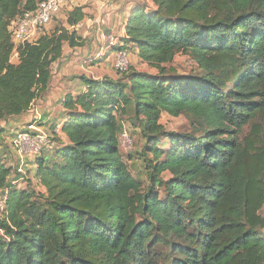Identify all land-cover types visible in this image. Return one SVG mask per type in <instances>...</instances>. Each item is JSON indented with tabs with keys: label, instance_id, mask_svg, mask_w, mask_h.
Wrapping results in <instances>:
<instances>
[{
	"label": "trees",
	"instance_id": "trees-1",
	"mask_svg": "<svg viewBox=\"0 0 264 264\" xmlns=\"http://www.w3.org/2000/svg\"><path fill=\"white\" fill-rule=\"evenodd\" d=\"M41 1L0 0V121L46 92L65 43L85 44L81 6L16 47L13 23ZM149 1L155 8L127 15L116 49L159 74L83 78L86 90L63 102L68 142L56 125L25 173L0 161V264H264V0ZM179 53L200 72L177 74ZM129 111L148 139V191L120 150L119 116ZM162 113L186 116L192 131H165Z\"/></svg>",
	"mask_w": 264,
	"mask_h": 264
},
{
	"label": "crops",
	"instance_id": "crops-1",
	"mask_svg": "<svg viewBox=\"0 0 264 264\" xmlns=\"http://www.w3.org/2000/svg\"><path fill=\"white\" fill-rule=\"evenodd\" d=\"M69 3V11L75 7H84L86 18L76 26L78 33L85 39V44L78 47H71L68 43L63 46V55L51 67V81L48 86L47 98L43 101L42 95L37 98L31 108L22 115L11 117L0 121V161L7 166L23 167L32 161L35 157L34 153L26 155L13 147L12 139L16 133L23 131L27 124L32 121H38V125L46 132L56 125H63L66 121V109L63 106L65 97L68 94L77 96L86 90V84L83 78L101 80L102 76H109L111 79H116L111 70L114 69L111 60H114L115 51L106 48V39L109 34H115L119 29L120 37L127 36L125 30V21L136 5L141 4L139 0L131 1L125 11L122 12V19L118 17L121 6L124 0H64ZM150 2L149 0H143ZM87 4V5H86ZM93 6V7H92ZM68 11V12H69ZM67 12V16H68ZM67 18V17H66ZM50 25V23H49ZM49 33V32H48ZM134 54H137L135 52ZM16 61H15V60ZM12 61L18 63V54H14ZM93 61H96V66H102L97 70L95 77L92 78L90 69H92ZM91 63V64H90ZM105 66L106 68H103ZM111 67V70H110ZM117 75V73H116ZM42 101V107L34 109L37 102ZM61 141L67 143V138L64 134H60ZM10 152V154H9ZM12 156L14 165L10 161ZM27 167V165L25 166ZM15 178V176L13 177ZM12 178V179H13ZM12 179L10 181H12ZM17 187H20L18 181H15ZM7 195V190L0 192V200Z\"/></svg>",
	"mask_w": 264,
	"mask_h": 264
},
{
	"label": "rangeland",
	"instance_id": "rangeland-1",
	"mask_svg": "<svg viewBox=\"0 0 264 264\" xmlns=\"http://www.w3.org/2000/svg\"><path fill=\"white\" fill-rule=\"evenodd\" d=\"M130 2L131 1L124 0L123 5L121 6L120 11L118 13V17H120L121 19H122V15H123L122 12L127 9ZM139 2L149 5L150 8H155V6H153V4L151 2H145L143 0H139ZM68 5H69V3L67 1L65 3V1H64L60 12L57 15H55L54 19L50 22V25L47 24L42 28L43 31H40V32L35 31V30L30 31V29H29L27 34L30 36V38L27 41L31 42V43L36 42L39 39V37H41L43 35L44 32L50 33L57 26L65 23L66 19H67L66 18L67 12L69 11ZM114 29L116 30V32H115V34H112V35H114L117 39H121L120 34H117V33H119V29H117L116 25H115ZM77 47L80 48L81 46H77ZM109 50H111V49H109ZM13 56H14V54H13ZM13 56H12V58H13ZM92 63H93V65H91L92 69H90L89 71L92 74L91 76L93 78V77H95L94 75H96L97 70H99L100 67H102V66H96L95 65L96 61H93ZM111 63H113V67H114V60L113 61L111 60ZM129 64L130 65H129L128 69L134 68L137 71L149 73L152 75L159 74V71L157 68H155V67H153L147 63L142 62V60L140 59L138 54H134V53L129 54ZM170 67H172L176 71V73L179 75L196 74V73L200 72L199 68L192 61L191 57L188 55L182 54V53H179L176 55L174 61L170 65ZM103 68H106V67L103 66ZM110 70H111V67H110ZM111 72L115 73L113 76L116 79L121 78L122 74H123V73L119 74L115 69L111 70ZM116 73H117V75H116ZM108 78H110V77L107 75L102 76L101 80H106ZM49 90L47 89L46 92H44L42 97H41V98H43L44 102L46 100L45 98H47L46 97L47 91H49ZM41 102L42 101L37 102L38 104L34 105V109L42 107L43 103H41ZM119 117H120L119 121H120L121 126H122L121 132L119 133V139L121 142L120 150H121V153L123 155L124 162L128 166L131 174L141 183L142 189L144 191H148L151 189L153 180H152V172L148 168L147 164L144 162L143 157H142V153H145V147H146V145H148V139L145 135V131L143 130L142 122H141L140 118L135 117V115L132 111H129V113L120 114ZM142 119H143V117H142ZM160 123H161V125H163L164 130L167 132L183 133V132L192 131L190 120L186 116L173 117L167 113H162ZM262 124L264 125V122H262ZM39 126L40 125H38V121L36 122V120H34L30 124H27L26 128L24 130L31 132V134H32V136H34V138H38V136L42 133H47V135H49L48 132L44 131ZM249 130L250 129L247 126L245 128V131L248 132ZM54 132H55V130H54ZM60 134H63V133L60 132ZM161 139H162V143H167V147L170 146L171 141L165 135L161 136ZM160 147H164V146H162V144H160ZM14 148L18 150L17 147H14ZM19 152L22 155H26V154H29V149H26L24 151H19ZM24 152H26V153H24ZM9 154H10V152H9ZM10 161L14 165V160H13L12 156L10 157ZM162 177H164L165 179H170L172 176H171V174L163 173ZM38 188L40 191L45 190L41 186H39ZM154 191L159 192V194L162 198H164L166 195L164 187H157L156 189H154ZM262 212L264 215V209Z\"/></svg>",
	"mask_w": 264,
	"mask_h": 264
},
{
	"label": "built area",
	"instance_id": "built-area-1",
	"mask_svg": "<svg viewBox=\"0 0 264 264\" xmlns=\"http://www.w3.org/2000/svg\"><path fill=\"white\" fill-rule=\"evenodd\" d=\"M64 3V0H42L37 9L32 12L26 13L22 18L15 21L12 25L13 41L18 47L20 44L26 42L30 36L27 34L28 30L43 31V27L49 24L57 15ZM42 29V30H41ZM126 38V37H123ZM117 39L114 35L109 34L106 39V48L115 51L114 69L120 71H126L129 67V54L126 49L117 50L119 44L122 43V39ZM18 54L17 49L14 54ZM101 81V80H99ZM61 128L57 126L55 129L56 134H60ZM14 147H17L19 151L29 149V153H39L43 146L50 143L49 135L42 133L38 138H34L31 132L23 130L15 134L12 139ZM26 153V152H24ZM20 173H25L23 167H19ZM0 212L6 213L5 201L0 202Z\"/></svg>",
	"mask_w": 264,
	"mask_h": 264
}]
</instances>
